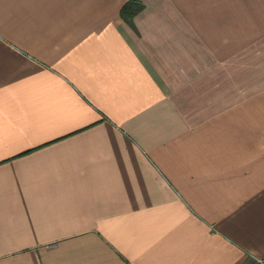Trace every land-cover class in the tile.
<instances>
[{
  "label": "crops",
  "instance_id": "1",
  "mask_svg": "<svg viewBox=\"0 0 264 264\" xmlns=\"http://www.w3.org/2000/svg\"><path fill=\"white\" fill-rule=\"evenodd\" d=\"M0 0V264H259L264 0Z\"/></svg>",
  "mask_w": 264,
  "mask_h": 264
},
{
  "label": "trees",
  "instance_id": "2",
  "mask_svg": "<svg viewBox=\"0 0 264 264\" xmlns=\"http://www.w3.org/2000/svg\"><path fill=\"white\" fill-rule=\"evenodd\" d=\"M143 7V4L139 0H127L121 8L122 18L130 24L132 23V17ZM260 264V263H259Z\"/></svg>",
  "mask_w": 264,
  "mask_h": 264
},
{
  "label": "built area",
  "instance_id": "3",
  "mask_svg": "<svg viewBox=\"0 0 264 264\" xmlns=\"http://www.w3.org/2000/svg\"><path fill=\"white\" fill-rule=\"evenodd\" d=\"M256 261L260 264H264V258H257Z\"/></svg>",
  "mask_w": 264,
  "mask_h": 264
}]
</instances>
